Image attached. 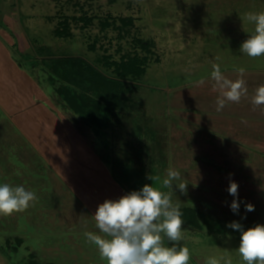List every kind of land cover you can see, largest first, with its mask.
<instances>
[{"label":"rangeland","instance_id":"rangeland-1","mask_svg":"<svg viewBox=\"0 0 264 264\" xmlns=\"http://www.w3.org/2000/svg\"><path fill=\"white\" fill-rule=\"evenodd\" d=\"M249 12H264V0H0V184L22 185L38 197L25 211L0 215V264H8L7 257L17 262L29 254L43 263L107 264L84 234L102 235L93 217L97 207L119 199L121 186L127 185L122 181L105 189L88 173L103 163L117 176L115 164L141 157V148L148 173L152 159L146 153L155 147L162 152L152 164L159 165L152 170L157 176H146L142 185L134 186L152 185L170 192L174 204L197 208L200 226L182 225L184 239L177 245L189 249L188 264H206L209 258L219 264H247L237 251L240 232L227 225L239 222L244 230L264 225V105L251 103L255 89L264 85V55L250 58L240 51L255 28L246 18ZM83 16L92 23L75 21ZM106 17H131L133 25L121 31L120 23L115 28L111 22L102 28ZM64 18L70 20L72 36L56 34ZM91 40H96L94 51L87 49ZM137 40L152 41L153 53L147 52L149 68L132 93L136 104L124 118L134 132L112 125L103 139L87 125L81 127L84 123L69 110L67 122L57 118L53 130L42 115H35H52L54 105L66 109L43 60L104 54L118 60L133 51L146 55ZM213 64L231 80L240 78L239 68L245 69L247 97L221 111L216 103L220 92L213 90ZM16 70L22 74L17 76ZM73 129L85 131L78 139ZM112 130L121 143L128 142V153H118ZM134 163L142 170V164ZM169 168L188 183L186 193L175 184L173 190L162 187ZM130 171L140 177L137 170ZM231 181L238 184V197L228 192ZM234 199L237 212L230 207ZM247 203L254 211H246ZM17 237L24 243L16 252ZM164 243L171 247L173 242L165 237Z\"/></svg>","mask_w":264,"mask_h":264},{"label":"clouds","instance_id":"clouds-1","mask_svg":"<svg viewBox=\"0 0 264 264\" xmlns=\"http://www.w3.org/2000/svg\"><path fill=\"white\" fill-rule=\"evenodd\" d=\"M249 22L255 25L254 31L240 46V51L250 58L264 55V12L246 13ZM211 78L215 82L213 90H219L217 111L223 110L227 103H239L247 97L248 88L243 79L244 68L237 71L240 78L228 79L218 64L212 65ZM203 84L204 81H199ZM251 103L264 105V85L255 89ZM152 179L151 177H149ZM159 179V178H157ZM179 181V183H174ZM173 184L186 193L188 183L182 180L179 171L169 168L162 180V187L173 190ZM228 192L238 197V184L230 182ZM38 199L35 192L24 186L0 184V215L9 216L28 209ZM231 210L237 212L239 202L234 199ZM246 211H254V205L245 204ZM96 227L100 234L85 232V237L94 244L107 264H188L189 249L177 246L183 241V220L179 204H174L170 192H164L152 185H144L139 191H131L117 200H105L94 214ZM228 227L240 232V244L237 248L242 260L247 264H264V225L256 224L244 230L239 222H231ZM163 234V235H162ZM172 246H165L164 238ZM206 264H219L215 258H209ZM231 264V261H228Z\"/></svg>","mask_w":264,"mask_h":264},{"label":"trees","instance_id":"trees-1","mask_svg":"<svg viewBox=\"0 0 264 264\" xmlns=\"http://www.w3.org/2000/svg\"><path fill=\"white\" fill-rule=\"evenodd\" d=\"M74 18L75 17H73V20ZM78 19L84 21L86 25H90L92 23V20L87 16L76 18L75 21H79ZM111 22H113L112 27L115 28H117L115 23H120L118 27L121 28V31L124 29L123 26H128L129 24L133 25V19L131 17L118 18L116 21L111 20V17H106L104 20L100 21V26L102 28H107ZM69 23V18H64L61 21V26L55 30L59 37L72 36V33L70 32L71 30H69ZM137 41L140 43L139 45L146 55L142 56L138 52L133 51L124 52V54H122L118 60H115L114 56L112 55L106 56L105 54L99 55L94 59L87 55H68L66 58L62 57V55H57V58L50 57V63H46L45 60H43V69L45 72H48L50 81L56 88L57 94L60 96V100L62 103H64L66 109L62 111L61 109H58L57 105H51L52 115L48 114L49 117L46 113H43L44 115L41 114L42 112H37L35 115L37 117L42 115V120H47L45 124L49 123L47 125H49L52 130L54 127H57V125H55L58 121L57 118H59L61 121L67 122L65 111L69 110L73 113L74 118L77 120L80 119L84 123V125L81 127L85 128L87 125L97 137L103 138L105 137V134H110L112 125H115L117 128L125 127L128 129L127 132H129V134L134 132L133 127H131V129L130 127L127 128L126 123H124V118L127 117V115L130 116L129 114L131 113L129 110L133 107V104H136V102H134V98L132 97V93L139 88V80L144 77L149 68L150 58L148 57L147 52L150 51V54L153 53V51L150 50L153 46L152 41ZM95 42H92L91 40L90 43H87V49L89 51L95 50ZM118 51L122 53L120 47H118ZM53 58H56L55 62L51 61ZM19 74H22L21 71L18 72L17 76ZM51 116L52 122L50 120ZM122 130L125 131L124 129ZM84 131L83 133H77L73 129V134L78 136L76 138L79 139L80 136L84 134ZM116 132L117 131L114 132L112 130L113 135L117 136V134H115ZM116 139H118L116 142V145L119 147L118 153L121 152L123 155L128 153L130 146L129 145L127 147L128 142L122 140L121 143V139H119V137ZM120 143L122 148H120ZM138 143L146 142L144 140H140ZM158 148L159 147H155L154 150H149L148 148L147 150L148 152L146 155L149 153L148 159H152V163L150 164L151 168L149 172L147 171L148 173H145L146 171L143 167L149 164V162L146 163V157L144 155L145 149L141 148V157H130L127 158L124 163V160H122V162L120 160L118 165L115 164V166L118 168L116 172L118 173L117 176L110 174L106 170V167L103 163H101L102 168L101 166L99 169L92 168L93 171L91 169L92 172L88 173V176L95 175V177H91V179L97 178L96 184L99 181L105 187V189L111 188V186H114L117 182V185H121V182L123 181L127 187L123 188L121 186L122 194H117L118 196L126 195L131 191H139L142 188H136L134 185H142L147 180V178L151 177L152 179H149L154 180L157 176L152 172V170L159 165L152 164L155 162L157 163L158 160H160L159 155L162 154V152L160 148ZM133 150L130 152V155L134 153ZM90 154L95 156L94 152L92 151ZM144 160L146 165H143ZM133 161L136 162V164H142V170L141 168L138 169L137 166L135 167V165H133L135 164ZM132 168L133 170H137L135 172L138 173V176L140 177L135 176L133 171H130ZM160 172L165 173L164 168L160 170ZM146 176L149 177L145 179ZM119 179L120 181H118ZM156 183H158V181H156L155 184ZM180 210L182 212V220L184 222L183 225L192 227L200 226L196 216L197 208L195 206H192V204L190 205L188 203H182ZM14 243L16 246H18H14L13 248V251H16L17 248L19 249L20 246L23 245L24 240L20 237H17ZM14 243L9 238L7 244L11 246ZM1 251L3 252V250ZM28 257L29 258L21 260L18 259L17 262H13L15 261L13 257H7V262L8 264H55L52 262L43 263L36 256V254H29Z\"/></svg>","mask_w":264,"mask_h":264}]
</instances>
